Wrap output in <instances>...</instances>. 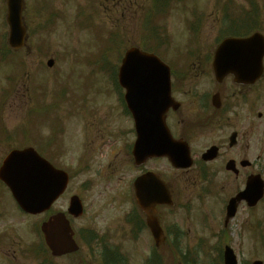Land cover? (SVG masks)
Instances as JSON below:
<instances>
[{"label":"rangeland","instance_id":"obj_1","mask_svg":"<svg viewBox=\"0 0 264 264\" xmlns=\"http://www.w3.org/2000/svg\"><path fill=\"white\" fill-rule=\"evenodd\" d=\"M149 2L150 0H26L27 9L24 10V21L27 22L25 23L26 26L28 25V32H30L27 44L5 58L0 54V57L5 60L2 61V64L0 63V132L5 131L0 139L5 138L7 141L1 142L2 140H0V159L9 150L18 148L17 145L34 143V139L37 137L50 141L55 130L62 127L58 122H65L63 117L71 115L72 112V116L65 119H72L69 122L72 125L66 124L63 131L72 130L74 145L77 149L72 153H57L54 156L60 166H72L75 168L74 171L80 175V179L72 181L70 191H78V184L86 179L94 180L92 172H81L82 162H79V156L85 149L90 151L89 162L86 166L91 164L89 167L92 171L100 166L107 170V176L96 180L98 183L94 182L92 185L86 200L85 216L75 223L76 228H84L83 230L92 228L98 232H107L113 244L124 246L122 254L126 256L127 264H143L150 254L148 247L151 243L145 236H140L139 242L136 243V249L132 251L128 247L130 245L128 235H120L121 232L116 229L118 221L121 222L123 215L130 209L131 197L128 180L138 172L130 167L126 159L128 156L123 153L125 142L122 140L115 143L113 138H107L102 141L104 142L102 148L99 146L97 149L93 140L92 144L90 142L82 150H79V146L84 138L91 139L93 137V127L110 128L112 132L121 131L123 127H126L127 121L119 116L116 97L111 92L110 71L115 66L119 53L142 41L143 23L145 28L148 27L142 21V17L147 7L150 6ZM183 2L186 5L184 11L181 10ZM183 2L170 0L167 13L158 12L153 16L152 25L150 24V27L155 29L153 31L154 38L150 41L149 46L159 54L162 53L164 61L171 62V64L172 61L178 64L182 63L181 59L186 55L181 59L180 55L188 53V48H194L188 53L189 58L193 55L194 50L200 47L203 53H210V49L214 48L212 39L216 36L218 25H224L219 13L222 6H227L225 16L226 20H230V23L232 20H239L242 11L248 16L249 13L255 15L253 11L259 8L264 9V0H183ZM50 8L57 14L55 25L47 27L45 30L39 29L48 19L49 12H52ZM78 8L80 10L84 8L85 15L94 20L95 26L89 25L85 21H78L76 13ZM191 10H194L193 14H191ZM262 14H264V10ZM4 16V4L0 0V45L3 43L5 46L7 26L4 24ZM200 17H202L203 24L201 31L196 34L191 31V25ZM182 21H185L186 24H182ZM262 22L261 29L264 31V19ZM194 34L197 35V39L194 38ZM119 35L124 42H115L112 48L115 50L112 54L106 58L100 57L104 62L109 57L108 67L104 69L98 66L95 69L88 61L95 60L94 58H97L98 53L102 51H109L111 49L109 41ZM168 36H170L171 44L165 50L166 45H163V38ZM185 43L186 46L181 48L180 46H184ZM190 43L198 44L189 46ZM102 54L105 56L107 52ZM49 60L54 62L51 69L46 66V62ZM183 68L180 69L183 70ZM41 89L46 91L45 94L43 93L45 103H40L44 101L41 96H38V91ZM75 100H79L82 104L76 105ZM70 101H73L75 105ZM84 120H86V125L82 123ZM40 125H42L41 131L39 130ZM67 136L70 137V134ZM26 139L28 142L25 143L23 140ZM55 144L60 152L66 150L60 144V140H57ZM110 144L117 145L120 151L108 154L107 147ZM112 148L113 146L110 150ZM262 159L264 160V152ZM147 167L165 172L167 181L176 191L175 196L183 205H186L185 207L190 209L188 213L181 212L180 218L177 217L178 214L174 218L177 219L179 226L187 231L188 240L185 238L184 241L191 242L188 252L193 251L194 246L192 245L196 240L198 241L201 237H209L205 242H209V245L212 246L210 250L212 253L207 254V258L202 257V260L196 258L201 261L200 264H206V260L208 261L209 258L212 260L211 257L217 254L222 245L215 244V242H219L218 233L201 222V212L209 213L220 197L208 194L205 196L203 204H199L196 200L194 184L189 180V176L173 172L172 168L163 160L153 161L147 164ZM109 176H113L114 179H110ZM6 209L10 214L13 212L8 203ZM216 212L217 210L214 213ZM19 219L9 215L0 222V229L4 227L15 233L22 230L21 240L25 246H30L34 240L36 241V236L29 230L27 219ZM35 220L38 218H34L33 222ZM168 221L171 222V219ZM235 223H231L226 232L230 233L228 238L233 241L234 249L237 248L239 251L240 262L249 264L256 259L264 260V243L263 246H258L256 239L248 233L245 236L236 234L232 236L233 231H237ZM255 223L264 226V213L255 219ZM209 229H211L210 233L206 232ZM13 244L15 247L16 243ZM256 246H258L257 250L262 248L263 250L256 251ZM8 248L13 250V247ZM196 252L197 248H195L194 254ZM157 254L163 258L165 264L175 263V254L170 252H157ZM24 258H28L26 253ZM100 259L99 251L94 250L90 253L81 250L71 257L59 258L56 260V264H78L81 262L102 264ZM37 262L30 259L24 264H36Z\"/></svg>","mask_w":264,"mask_h":264},{"label":"flooded vegetation","instance_id":"obj_2","mask_svg":"<svg viewBox=\"0 0 264 264\" xmlns=\"http://www.w3.org/2000/svg\"><path fill=\"white\" fill-rule=\"evenodd\" d=\"M223 29L224 25H218L212 43L226 37ZM207 59L200 55L181 74L173 75L172 96L178 107L176 110H168L166 123L174 138L188 144L193 158L192 167L181 173L191 172L197 193L203 191L204 184L213 183V188L227 196L224 201L227 204L244 190L250 177L261 176L263 172L261 158L264 148H261V144L264 142V76L252 86H236L230 78L216 83L211 62ZM3 204L1 201L0 222L6 217ZM260 205L261 202L257 203L251 210ZM178 206L182 207V204ZM247 210L245 202H239L234 219ZM156 212L165 237L162 248L170 249L172 244L168 239H177L178 243L182 232L168 231L165 225L168 214L164 206L156 207ZM129 230L139 236L143 232L150 233L140 213L139 216H131ZM13 243L20 246L13 231L2 227L0 246L6 247ZM17 253L19 258H23L20 250ZM11 257L18 258L15 250Z\"/></svg>","mask_w":264,"mask_h":264},{"label":"water","instance_id":"obj_3","mask_svg":"<svg viewBox=\"0 0 264 264\" xmlns=\"http://www.w3.org/2000/svg\"><path fill=\"white\" fill-rule=\"evenodd\" d=\"M21 8L22 0H8L7 20L11 31L10 45L14 48H19L23 42L24 31L20 23ZM218 52L215 62L217 74L225 76L232 73L239 82H252L261 70L260 60L264 55V41L259 36L243 41L232 40L223 45ZM244 66H250L249 74H246ZM155 69L157 70L155 79L160 78V73L166 70L153 57L136 51L129 52L123 61L120 84L126 88L128 105L136 114L147 117L159 108L156 102L153 103L156 83L151 84L152 79L148 73L149 70ZM133 70L136 75L130 73ZM164 76H167V73H163ZM130 77H133L132 83L127 82V78ZM158 85L160 90L164 87L163 82L157 83V87ZM145 128L144 126L143 131ZM156 141L153 140L148 145L144 144L146 150L152 151V156L161 153V147L150 148L151 144L157 143ZM41 164L42 162L32 150H26L12 153L4 161L0 170V179L9 187L18 205L26 212L38 213L44 210L60 193L57 183L49 186V183L40 182L43 179H38L39 174L49 175V170ZM38 182H40L41 190L46 189L42 197L38 192ZM74 209L75 213L80 212L79 207L76 206ZM42 231L53 255H62L76 250L68 225L60 217L53 218L44 224ZM226 264H235L230 253L226 255Z\"/></svg>","mask_w":264,"mask_h":264}]
</instances>
